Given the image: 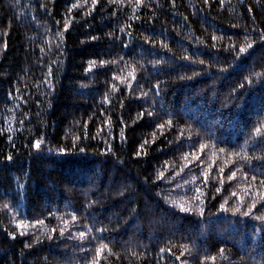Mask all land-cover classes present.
<instances>
[{"label":"trees","instance_id":"16d2710c","mask_svg":"<svg viewBox=\"0 0 264 264\" xmlns=\"http://www.w3.org/2000/svg\"><path fill=\"white\" fill-rule=\"evenodd\" d=\"M262 34L264 0H0V264H264Z\"/></svg>","mask_w":264,"mask_h":264},{"label":"snow or ice","instance_id":"6c2138e0","mask_svg":"<svg viewBox=\"0 0 264 264\" xmlns=\"http://www.w3.org/2000/svg\"><path fill=\"white\" fill-rule=\"evenodd\" d=\"M204 2L207 3L208 0H204ZM95 3H96V0H93V4H95ZM73 7H75V5H73ZM66 27H67V26H66ZM93 39H95V38H93ZM213 39L215 40L216 37H213ZM261 40H264V34L261 35ZM249 47H251V45H249ZM239 51H240L241 53H243V52L246 51V49L243 48V47H241ZM198 63L203 64L204 61H203V60H199ZM50 74H51V73H50ZM184 78H185V77H181V79H184ZM189 78H190V77H189ZM141 115H142V114H141ZM148 115L151 116L152 113H149ZM170 123H171V121H169V124H170ZM161 127H162V125H161ZM145 143H147V142H145ZM35 147H36V148H39V147H40V142H39V141L36 142ZM220 151H223V149H221ZM9 159H10V157H9ZM222 171H223V169H221V172H222ZM235 175H236V174L233 173L232 176L229 177V179H232L233 177H235ZM251 179H252V180H256L257 177L253 176ZM261 183H264V181H261ZM217 191H219V189H217ZM233 195H235V193H233ZM226 204H227V201H225L224 204L221 205V209H222V210H227V209L225 208V205H226ZM252 207H253V208L255 207V201L252 202ZM188 210H189V209H187V208H183V207L181 208V211H188ZM202 211H203V210L201 209V213H202ZM235 211L238 212V211H239V207H237ZM250 211H251V209H249V211H247V212H244L243 214H244L245 216H247V215H249ZM257 218H258V219H262V220H264V217H257ZM73 219H75V217H73ZM80 235H81V237H83L84 233H81ZM101 247H102V248H103V247H106V245H102ZM161 251H164V249H161ZM221 252H223V250H221ZM177 259H179V257H177ZM213 259H214V258H213Z\"/></svg>","mask_w":264,"mask_h":264}]
</instances>
